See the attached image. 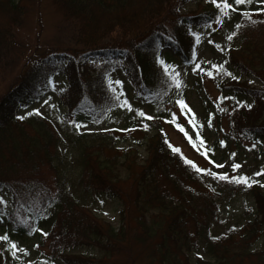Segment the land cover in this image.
Wrapping results in <instances>:
<instances>
[{
	"label": "trees",
	"instance_id": "16d2710c",
	"mask_svg": "<svg viewBox=\"0 0 264 264\" xmlns=\"http://www.w3.org/2000/svg\"><path fill=\"white\" fill-rule=\"evenodd\" d=\"M33 1L0 0V61L14 44L15 31L25 26ZM50 1L62 26L73 32L75 47H51L43 54L34 49L0 97V194L9 199L8 211L0 203V225L20 236L39 237L45 258L30 264H190L189 254L199 249L212 264H264V252L253 247L264 243V193L256 182L208 181L206 172L197 173L172 151L163 125L174 127L176 83L156 59L164 60L162 50L170 48L179 64H191L197 44L191 27H218L225 21L228 28L214 62L223 69L212 67L214 84L220 93L229 90L232 138L258 143L264 139V12H252L255 24L242 13L264 9V3L229 0L233 7L227 14L211 3L183 15L181 6L202 0ZM96 60L101 61L98 69L92 65ZM118 69H124L133 97L149 105L153 119L139 122L125 115L121 132L73 134L75 124L98 125L115 107L108 78ZM59 73L65 87L56 92V102L61 125L73 132L64 134L76 153V173L67 172L62 136L46 118L17 116L53 90L48 79ZM249 77L261 86L250 84ZM238 95L250 97L252 107H237ZM133 131L143 135L136 145L147 153L136 169V150L121 146ZM239 192L252 199L251 217L234 231L216 234L223 204ZM100 198L123 207L117 228L83 204ZM134 248L137 256L129 262ZM81 249L96 255L75 253ZM0 264H6L1 251Z\"/></svg>",
	"mask_w": 264,
	"mask_h": 264
},
{
	"label": "rangeland",
	"instance_id": "374dc122",
	"mask_svg": "<svg viewBox=\"0 0 264 264\" xmlns=\"http://www.w3.org/2000/svg\"><path fill=\"white\" fill-rule=\"evenodd\" d=\"M210 3H212L211 0H204L199 4L194 2L186 3L178 11L183 15L193 14L199 12ZM27 11V17L29 18L26 19L25 26L15 31L14 44L4 51L8 52V54L0 61V97L12 86L11 84L18 70L24 61L35 51L34 49L38 50H36V53L43 54L47 48L51 47H75V43L71 39L73 32L62 26V21L54 11L50 0L30 2L27 6ZM224 22L218 27H194L191 29V32L199 34L200 42L195 46L194 58L189 65L179 64L178 57L170 49L162 50L164 60L167 63L170 61V65H175V71L179 73L178 79L180 81V86H176L171 95L172 113L176 114L175 119L172 116L174 127L167 124L163 125L165 137L174 148L180 149L183 159L186 157L198 167L210 168L213 172H226L230 177L246 175L250 181H258L256 183L264 193V171H261L264 169V139L258 143H254L242 138L236 140L232 138L230 121L234 114V109L226 97L229 90H223L220 93L214 84V75L209 76L206 72L200 70V68H203L212 71V65L219 56L218 45L222 42L223 34L228 28ZM100 63V60H96L92 65L98 69ZM197 63H199L200 68L193 71ZM235 77H238V80L242 81V76L239 74H235ZM108 79L123 81L121 85L114 84L113 87L116 88L117 94L122 90L123 95L120 99L127 98L129 104L132 105V110L130 111L127 107H120L113 102V107H115L110 109L107 118L98 125L80 124L79 129L75 130L76 133L71 132L68 127L64 128V125H61L62 111L57 106L55 96L57 91L65 87V79L60 73L52 76V91L48 92L38 104L20 110L17 113L18 117H26V112H31L33 108H38L41 113L38 115L46 118L53 125V128L61 134L63 139L61 150L63 151L64 159L69 163L65 165L68 173H72L73 171V173H76L75 171L78 166L76 163V153L69 145L67 135H72V133L77 136L83 134L93 135L116 129L121 132L123 126L126 125L125 115H129L134 121L139 122L143 119H148V116H152L149 105L133 97L132 87L124 69L116 70L109 75ZM248 82L257 87L261 86V83L254 77H249ZM45 100L48 101L47 104L44 103ZM177 100H183L187 107L181 108L176 103ZM238 101H245L246 104H250L252 99L246 95H238ZM136 109H142L146 115L140 117L136 113ZM189 121H192V123H189ZM178 124L183 126V133L177 127ZM185 133H187V136ZM142 136L141 133L133 131L128 139L121 144L124 149L131 146L133 150H136L135 156L132 155V157L137 165L133 166V169H136L138 165H142L147 157L144 146L140 147L136 145V142L144 141ZM220 141H224L225 143L221 145ZM253 144L256 146L252 147ZM232 164H238L240 167L233 170ZM217 165H223V167L220 168ZM121 171V176L124 177L126 172L123 169ZM258 172L261 173L259 176L254 175ZM45 176L50 178L52 174L46 172ZM206 177L211 182L216 179L208 173ZM127 186L128 183L124 185L125 188ZM239 186L245 185L239 184ZM0 196L3 197L5 209L8 211L9 199L3 194H0ZM83 204L97 219L109 223L116 228L120 225V212L123 209L120 202L100 198L96 200L88 199ZM252 207L253 202L248 195L240 192L234 194L228 202L223 204L219 214V223L216 225L214 232L219 235L240 228L244 225L247 218L251 217ZM5 235L8 236V240H0V251L5 257L6 264H30L37 259L45 258L44 249L40 247L41 242L38 236L28 238L17 235L3 222L0 225V236ZM13 243L16 245L15 249L11 248V244ZM253 247L256 251L264 252L262 240L256 242ZM21 249L25 251H21ZM75 253L86 256L96 255L94 251L87 249L76 250ZM129 253L131 254V258L128 260L132 262V259L137 256V249L134 248ZM197 260L200 261V264L213 263L200 249L189 254L190 264H199Z\"/></svg>",
	"mask_w": 264,
	"mask_h": 264
},
{
	"label": "snow or ice",
	"instance_id": "6c2138e0",
	"mask_svg": "<svg viewBox=\"0 0 264 264\" xmlns=\"http://www.w3.org/2000/svg\"><path fill=\"white\" fill-rule=\"evenodd\" d=\"M211 2L216 5V7L222 12V13H225L227 14V9H230L233 7V5L231 3H228V0H211ZM257 3H264V0H256ZM234 3L236 5H243V4H251L252 3V0H234ZM253 11H262L264 12V9H253V10H250V11H244L242 13V17L244 19H246L248 22L252 23V24H255L257 23V21L255 19H253L252 17V12ZM237 28L241 27V25H236ZM235 33H232V35L228 36L227 39L231 40L232 39V36H234ZM193 36L196 37V42L199 43V34L197 33H193ZM157 63L158 64H161L163 65V68H164V73L165 75H170L171 78L175 81L176 83V86L179 87L180 86V81L178 79L179 77V73L178 72H175V65H169V64H166L164 62V60H162L159 56H157ZM213 68H217V69H223V65H215L213 64L212 65ZM197 68H200V65L199 63L196 64V67L193 68V71H195ZM200 70L202 72H206L207 75L209 76H212L213 73L211 70L209 69H203V68H200ZM228 75H231V73H228ZM234 79H238V77H233ZM48 83L49 85H52L53 84V81L51 80V78L48 79ZM123 83V81L121 80H111L109 79L108 80V86L113 94V96L115 97L114 99V103L118 104L120 107H127L130 111L132 110V105L129 104L127 98H124L123 100L120 99V97L123 95V92L121 90V92L119 94H117V91H116V88L113 87V85H121ZM234 99V98H233ZM45 104L48 103L47 100L44 101ZM177 104H179L181 106V108H184V107H187V105L184 103L183 100H177L176 101ZM245 102L244 101H239L238 104H237V107H239L241 104H244ZM246 106L248 108H251L252 105L251 104H246ZM41 114L40 113V110L38 108H33L31 112H26L25 115H31V114ZM136 113L140 116V117H144L146 115V113L142 110V109H136ZM175 113H172V116H173V119H175ZM18 119H24V116H20L18 117ZM148 119L151 120L153 119L152 116H148ZM189 123H192V121H189ZM145 128L147 127V125H143ZM75 127H77V129H79L80 125L79 124H75ZM177 127L180 129V131H184V128L182 125H177ZM185 135L187 136V133H185ZM199 136V134H197ZM191 139V138H189ZM167 143V141H166ZM225 142L224 141H220V144L223 145ZM256 145L253 144L252 147H255ZM169 147L172 148V151L175 152V153H179L180 152V149L179 148H174L172 147L170 144H169ZM182 155V154H181ZM234 155V154H233ZM184 162L188 165H190L197 173H200V172H206L208 173L209 175H212L213 177L217 178V179H222V180H228L229 182H233V183H237V184H244L245 186H251V183H254V182H258V181H250L249 178L246 176V175H238V176H229L228 173L226 172H221V173H217V172H213L210 168H200L198 167L193 161L191 160H188L186 157L184 158ZM217 167H220L222 168L223 165H217ZM232 169L235 170L236 168L240 167V165L238 164H232L231 165ZM261 171H264V169H262ZM261 173L258 172V173H255L254 175H257L259 176ZM4 199L2 196H0V203H4ZM36 230H39L44 236H47L48 234L46 232H43L42 229H36ZM218 237H214V239H216ZM0 240H5L7 241L8 240V236L5 235V236H0ZM11 248L15 249L16 248V245L13 243L11 244ZM21 251H25L24 249H21Z\"/></svg>",
	"mask_w": 264,
	"mask_h": 264
}]
</instances>
